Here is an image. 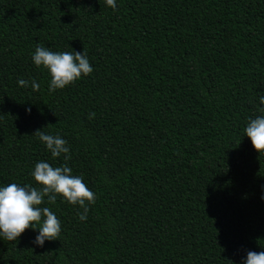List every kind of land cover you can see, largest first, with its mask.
Instances as JSON below:
<instances>
[{"label": "trees", "instance_id": "trees-1", "mask_svg": "<svg viewBox=\"0 0 264 264\" xmlns=\"http://www.w3.org/2000/svg\"><path fill=\"white\" fill-rule=\"evenodd\" d=\"M116 4L0 0V187L67 163L96 196L85 221L45 200L57 240L0 238V264H243L264 250V155L244 133L264 115V0ZM38 44L84 51L93 72L50 93Z\"/></svg>", "mask_w": 264, "mask_h": 264}, {"label": "clouds", "instance_id": "clouds-1", "mask_svg": "<svg viewBox=\"0 0 264 264\" xmlns=\"http://www.w3.org/2000/svg\"><path fill=\"white\" fill-rule=\"evenodd\" d=\"M105 3L113 10L117 7L116 0H105ZM32 61L37 68H43L48 72L50 93L58 89L62 90L93 72L84 51L82 53L74 50L53 52L38 44L32 55ZM29 83L33 91H39L40 85L35 80L18 81V85L22 88L28 87ZM260 104L264 105V94L260 96ZM26 111L30 113L31 108ZM94 116L95 113H92L89 118ZM244 133L259 156L264 155V115L250 119ZM33 135L46 145L54 159L61 155L65 160L71 159L67 142L59 135L45 134L42 130H36ZM31 175L39 187L20 186L16 183L0 187V238L14 242L26 230H38L39 234L33 243L43 247L45 241L57 240L61 232V224L57 216L50 208L41 206L45 200L48 203H55L60 197L71 205H79L83 213H78V218L85 221L89 211L88 205L95 203L96 196L83 182L81 176L72 174V169L67 163L53 167L41 161L35 165ZM229 262L232 264L231 261ZM243 264H264V250L247 251Z\"/></svg>", "mask_w": 264, "mask_h": 264}]
</instances>
